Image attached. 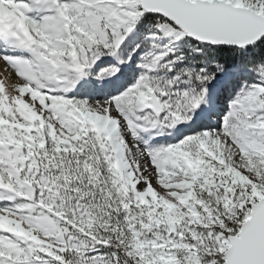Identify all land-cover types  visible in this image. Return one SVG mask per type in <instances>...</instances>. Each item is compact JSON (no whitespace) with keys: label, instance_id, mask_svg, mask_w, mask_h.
I'll return each instance as SVG.
<instances>
[{"label":"snow or ice","instance_id":"snow-or-ice-1","mask_svg":"<svg viewBox=\"0 0 264 264\" xmlns=\"http://www.w3.org/2000/svg\"><path fill=\"white\" fill-rule=\"evenodd\" d=\"M0 264H264V0H0Z\"/></svg>","mask_w":264,"mask_h":264}]
</instances>
